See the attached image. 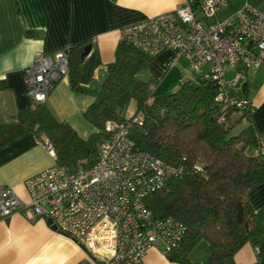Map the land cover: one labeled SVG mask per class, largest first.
<instances>
[{
  "label": "built area",
  "instance_id": "2783aa9c",
  "mask_svg": "<svg viewBox=\"0 0 264 264\" xmlns=\"http://www.w3.org/2000/svg\"><path fill=\"white\" fill-rule=\"evenodd\" d=\"M224 3L186 0L172 11L124 26L120 42L150 56L167 48L175 53L174 61L183 57L193 66L207 64L205 77L217 84L214 100L241 109L250 105L235 91L241 70L264 63V11L246 3L210 24L195 18V6L211 17ZM229 67L238 70L227 78ZM66 75V49L36 53L23 70L28 97L33 103H45L56 82ZM154 87L151 85L150 90ZM129 117L138 121L134 114ZM131 123H106L108 137L90 165L69 168L57 164L53 144L43 140L54 164L24 182L27 202L12 189L0 186V218L22 211L31 220H51L57 231L98 257L102 264H145L148 249L158 243L170 254L179 247L186 227L172 216L155 218L145 200L162 188L168 177L183 174L184 166L172 165L139 149L129 135ZM258 141L264 154V135ZM195 169L201 170L198 165Z\"/></svg>",
  "mask_w": 264,
  "mask_h": 264
},
{
  "label": "trees",
  "instance_id": "16d2710c",
  "mask_svg": "<svg viewBox=\"0 0 264 264\" xmlns=\"http://www.w3.org/2000/svg\"><path fill=\"white\" fill-rule=\"evenodd\" d=\"M74 49L78 48L66 49L68 74L72 87L79 90L78 65L83 53L78 51L73 59ZM149 57L126 43L118 45L95 100L82 112L94 127L88 138H80L45 103H34L18 113L16 122H0V147L31 132L53 144L57 164L69 168L90 165L108 137L106 123L128 120L132 122L129 135L139 149L184 166L183 174L168 177L145 200L155 218L172 216L186 227L179 247L168 259L189 264L192 248L205 241L207 264H240L234 257L240 248L264 244V222L246 198L251 186L264 181V154L250 124L251 109L218 104L214 100L216 81L205 74L193 84L183 80L171 92L151 91L152 81L138 77ZM240 96L246 98L245 91ZM131 100L137 122L124 115ZM243 121L245 126L231 134Z\"/></svg>",
  "mask_w": 264,
  "mask_h": 264
},
{
  "label": "crops",
  "instance_id": "0c3cea01",
  "mask_svg": "<svg viewBox=\"0 0 264 264\" xmlns=\"http://www.w3.org/2000/svg\"><path fill=\"white\" fill-rule=\"evenodd\" d=\"M186 0H0V122L17 121L22 110L34 103L26 93L24 68L36 53L50 54L77 47L84 53L78 65V86L74 89L70 75L61 77L45 104L58 120L68 123L83 139L94 127L82 112L95 100L96 91L106 77L107 66L115 59L124 26L169 12ZM250 3L264 11V0H225L215 15L206 17L194 7L195 18L210 24L221 20ZM163 49L150 56L140 71V78L151 80L157 93L174 91L188 70V60ZM73 61V60H72ZM174 63L172 64V62ZM197 77L209 72L200 65ZM237 68L227 69V78ZM189 79L188 81H190ZM242 84L235 91L250 102V124L257 136L264 135V63L241 70ZM239 80V81H240ZM246 88V90H245ZM159 89L162 91L158 92ZM134 113L128 109L124 115ZM130 116V115H128ZM54 157L31 132L24 133L0 147V186L12 189L23 202L29 200L24 182L52 166ZM247 201L264 222V181L247 190ZM207 245L200 241L189 254V264H207ZM162 244L148 249L145 264H180L168 259ZM240 264H264V244H245L235 254ZM0 264H100L80 244L57 231L48 219H29L22 211L0 218Z\"/></svg>",
  "mask_w": 264,
  "mask_h": 264
},
{
  "label": "rangeland",
  "instance_id": "374dc122",
  "mask_svg": "<svg viewBox=\"0 0 264 264\" xmlns=\"http://www.w3.org/2000/svg\"><path fill=\"white\" fill-rule=\"evenodd\" d=\"M189 62V61H188ZM200 66H193L190 62L188 63V71L187 72H185L184 74H183V78H182V80H189V79H191L190 81H191V83L193 84V81H194V75L195 74H197V73H199L200 72ZM138 77L140 78V74H138ZM239 84H242V80H240L239 81ZM160 91H162V89H159L158 90V92H160ZM168 91H172V90H168ZM133 107H134V101L133 100H131V102L126 106V109L124 110V113L126 114L127 113V110L130 108V109H133ZM128 115H131L130 113L128 114ZM243 126H245V122L243 121V122H240V123H238V124H236L235 125V127L231 130V134H235V133H237ZM78 134V133H77ZM78 136L80 137V138H82L79 134H78Z\"/></svg>",
  "mask_w": 264,
  "mask_h": 264
},
{
  "label": "water",
  "instance_id": "95a60500",
  "mask_svg": "<svg viewBox=\"0 0 264 264\" xmlns=\"http://www.w3.org/2000/svg\"><path fill=\"white\" fill-rule=\"evenodd\" d=\"M82 55H84V53H83ZM48 223L50 224V223H51V220H48ZM54 228H55V227H54ZM100 264H102V263H100Z\"/></svg>",
  "mask_w": 264,
  "mask_h": 264
}]
</instances>
